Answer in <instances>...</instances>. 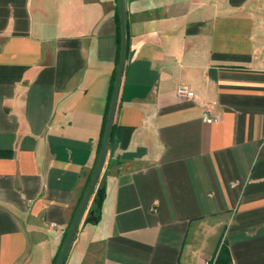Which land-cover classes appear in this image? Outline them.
Instances as JSON below:
<instances>
[{
    "label": "crops",
    "instance_id": "crops-1",
    "mask_svg": "<svg viewBox=\"0 0 264 264\" xmlns=\"http://www.w3.org/2000/svg\"><path fill=\"white\" fill-rule=\"evenodd\" d=\"M123 3L111 137L62 264H212L220 244L264 264V0ZM117 7L0 0V264L59 255L103 139Z\"/></svg>",
    "mask_w": 264,
    "mask_h": 264
},
{
    "label": "water",
    "instance_id": "water-1",
    "mask_svg": "<svg viewBox=\"0 0 264 264\" xmlns=\"http://www.w3.org/2000/svg\"><path fill=\"white\" fill-rule=\"evenodd\" d=\"M118 10H119V23H120V53H119V61H118V66H117V71H116L111 101H110V105H109V110H108V114H107L102 144H101L98 160H97L93 175H92L91 180L89 182V185H88V187L84 193L82 201L79 205V208L76 212L74 220H73L71 227L67 233V236L64 240V243L61 247V250L59 252V255L57 257L55 264H62V262L65 258V255H66V253L69 249V246L72 242V239L74 237V234H75V231H76L77 226L79 224V221L83 215V212L86 208V205L88 203V200L90 198V195L92 193L94 185H95L97 178L99 176V173L101 171V168H102V165H103V162L105 159L106 151H107V146H108L109 136H110V130H111V124H112L113 114H114L116 100H117L118 88H119V83H120V79H121V75H122V71H123V66H124V60H125L126 29H125L123 0H118Z\"/></svg>",
    "mask_w": 264,
    "mask_h": 264
},
{
    "label": "built area",
    "instance_id": "built-area-1",
    "mask_svg": "<svg viewBox=\"0 0 264 264\" xmlns=\"http://www.w3.org/2000/svg\"><path fill=\"white\" fill-rule=\"evenodd\" d=\"M177 95L179 98H181L185 101L193 100V98L195 97L194 93L189 89V87H187L185 85H181L177 89ZM204 119L206 122H212L213 121V119L206 117V116L204 117ZM220 249H221V244L219 245L217 252L215 253V255L212 258V264H217V259L219 256Z\"/></svg>",
    "mask_w": 264,
    "mask_h": 264
},
{
    "label": "trees",
    "instance_id": "trees-1",
    "mask_svg": "<svg viewBox=\"0 0 264 264\" xmlns=\"http://www.w3.org/2000/svg\"><path fill=\"white\" fill-rule=\"evenodd\" d=\"M115 20L117 22V29H118V34L120 35V23H119V11H118V7L116 9V13H115ZM128 49H129V37H128V33H127V30H126V48H125V56H126V53L128 52ZM106 117H107V114H106ZM110 137H111V131H110V136H109V141H110ZM101 144H102V139H101ZM100 148H101V145L99 146V149L97 151V155H99V152H100ZM83 194H84V191L83 193L81 194V197L79 199V203L77 205V207L79 206L81 200H82V197H83ZM67 234H65V238H66ZM64 243V241H63ZM63 245V244H62ZM61 245V247H62ZM220 253L221 251L219 252V256H218V259H217V264H225L224 262H226V258L225 259H222V256H220ZM222 255H224V250L222 251ZM221 259V260H220ZM57 260V257L55 258V260L53 261V264H55Z\"/></svg>",
    "mask_w": 264,
    "mask_h": 264
}]
</instances>
